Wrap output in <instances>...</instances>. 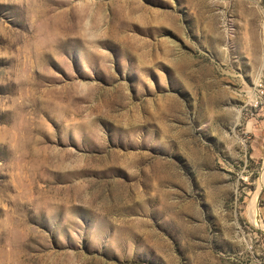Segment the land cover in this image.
<instances>
[{
  "label": "rangeland",
  "instance_id": "1",
  "mask_svg": "<svg viewBox=\"0 0 264 264\" xmlns=\"http://www.w3.org/2000/svg\"><path fill=\"white\" fill-rule=\"evenodd\" d=\"M263 173L264 0H0V264H264Z\"/></svg>",
  "mask_w": 264,
  "mask_h": 264
},
{
  "label": "bare ground",
  "instance_id": "2",
  "mask_svg": "<svg viewBox=\"0 0 264 264\" xmlns=\"http://www.w3.org/2000/svg\"><path fill=\"white\" fill-rule=\"evenodd\" d=\"M262 183L264 184V173H263V182ZM250 214L252 217H254V219H255L254 221H256L258 224L260 223V226H262V220L260 219V216L257 212V199L251 204Z\"/></svg>",
  "mask_w": 264,
  "mask_h": 264
}]
</instances>
